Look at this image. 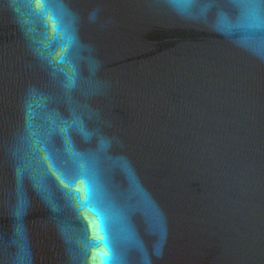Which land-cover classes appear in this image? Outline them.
<instances>
[{"label":"water","instance_id":"1","mask_svg":"<svg viewBox=\"0 0 264 264\" xmlns=\"http://www.w3.org/2000/svg\"><path fill=\"white\" fill-rule=\"evenodd\" d=\"M0 264H264V0H0Z\"/></svg>","mask_w":264,"mask_h":264}]
</instances>
